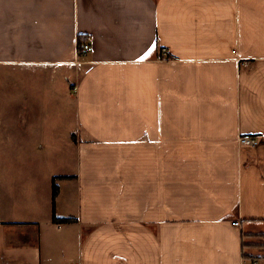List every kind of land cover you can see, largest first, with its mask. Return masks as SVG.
<instances>
[{"label":"crops","instance_id":"1","mask_svg":"<svg viewBox=\"0 0 264 264\" xmlns=\"http://www.w3.org/2000/svg\"><path fill=\"white\" fill-rule=\"evenodd\" d=\"M262 168L264 0H0V264H264Z\"/></svg>","mask_w":264,"mask_h":264},{"label":"built area","instance_id":"2","mask_svg":"<svg viewBox=\"0 0 264 264\" xmlns=\"http://www.w3.org/2000/svg\"><path fill=\"white\" fill-rule=\"evenodd\" d=\"M82 49L84 51L90 50L91 46L88 43H83ZM160 59L167 57V53L165 51H162L160 55L158 56ZM238 144L242 148H253L256 147L259 144V136L252 135L249 133H241L238 136ZM61 226V224H60Z\"/></svg>","mask_w":264,"mask_h":264},{"label":"trees","instance_id":"3","mask_svg":"<svg viewBox=\"0 0 264 264\" xmlns=\"http://www.w3.org/2000/svg\"><path fill=\"white\" fill-rule=\"evenodd\" d=\"M85 42V37L80 35L79 38H78V46L79 48H82L83 47V43ZM86 43V42H85ZM168 57L171 58V57H174L173 55H170L168 54ZM254 135V134H252ZM257 136V135H256ZM262 172H263V175H264V168H262ZM58 192H59V187H58V184L56 183L55 179L53 180V186H52V194H53V204H55V200H56V197L58 195ZM54 220L56 222H62V221H66V219L64 218H58L55 214H54Z\"/></svg>","mask_w":264,"mask_h":264},{"label":"rangeland","instance_id":"4","mask_svg":"<svg viewBox=\"0 0 264 264\" xmlns=\"http://www.w3.org/2000/svg\"><path fill=\"white\" fill-rule=\"evenodd\" d=\"M237 139H238V137H237ZM238 141V140H237ZM240 146V145H239ZM241 147V146H240ZM242 148V147H241ZM243 149V148H242ZM245 149V148H244ZM251 149H253V148H251ZM258 224V227L261 229V230H264V223H262V221H260L259 223H257ZM261 260H263V258H261Z\"/></svg>","mask_w":264,"mask_h":264}]
</instances>
